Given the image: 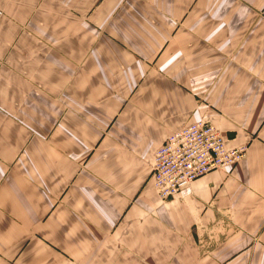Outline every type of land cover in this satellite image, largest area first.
I'll use <instances>...</instances> for the list:
<instances>
[{
  "label": "crops",
  "instance_id": "crops-1",
  "mask_svg": "<svg viewBox=\"0 0 264 264\" xmlns=\"http://www.w3.org/2000/svg\"><path fill=\"white\" fill-rule=\"evenodd\" d=\"M4 15L39 33L0 22V264H264V0H0ZM199 121L246 156L162 199L155 154Z\"/></svg>",
  "mask_w": 264,
  "mask_h": 264
},
{
  "label": "built area",
  "instance_id": "built-area-1",
  "mask_svg": "<svg viewBox=\"0 0 264 264\" xmlns=\"http://www.w3.org/2000/svg\"><path fill=\"white\" fill-rule=\"evenodd\" d=\"M248 146L229 148L222 131L199 121L168 136L153 160L152 181L158 196L169 199L196 179L215 170L237 165Z\"/></svg>",
  "mask_w": 264,
  "mask_h": 264
},
{
  "label": "rangeland",
  "instance_id": "rangeland-1",
  "mask_svg": "<svg viewBox=\"0 0 264 264\" xmlns=\"http://www.w3.org/2000/svg\"><path fill=\"white\" fill-rule=\"evenodd\" d=\"M0 22H2V26H5V27H1L2 29V32L1 34L4 32L5 36L7 38H10V40L16 42H18L19 39H22L24 36H26L27 38H30V37H37V35H33V33L36 31V34H38V30L35 28V29H31L30 28H33V26H24L23 24H19V26H16L14 23H13V18L12 17H9L7 15H4V16H0ZM8 23V24H7ZM9 25V26H8ZM54 29V27H52ZM50 34V36L47 35V38L49 39H53L51 37V35L53 34L54 36V32H50L49 29L48 31L46 30V34ZM5 39V38H4ZM1 49V48H0ZM0 54L2 56H0V76H4L5 75V66H6V52L0 50Z\"/></svg>",
  "mask_w": 264,
  "mask_h": 264
}]
</instances>
